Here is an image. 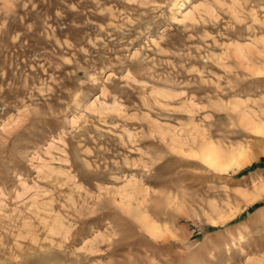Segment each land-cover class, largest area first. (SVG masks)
<instances>
[{"label": "rangeland", "instance_id": "obj_1", "mask_svg": "<svg viewBox=\"0 0 264 264\" xmlns=\"http://www.w3.org/2000/svg\"><path fill=\"white\" fill-rule=\"evenodd\" d=\"M263 193L264 0H0V264H264Z\"/></svg>", "mask_w": 264, "mask_h": 264}, {"label": "bare ground", "instance_id": "obj_2", "mask_svg": "<svg viewBox=\"0 0 264 264\" xmlns=\"http://www.w3.org/2000/svg\"><path fill=\"white\" fill-rule=\"evenodd\" d=\"M243 151V150H242ZM240 152V151H239ZM194 154V153H193ZM238 154V152H237ZM240 154V153H239ZM195 157H197L200 161H202L205 165H207L208 167H210L211 169L215 170V171H219V172H226L229 169H231L232 167L234 168V166H242V164H239L238 159H231L230 160H226L223 158V156H221V153L213 146L208 145L204 148H202L201 150H199V152L197 154L194 155ZM234 156V155H233ZM243 156V154L241 155ZM232 157V156H231ZM234 158V157H233ZM255 158V157H254ZM248 162V161H247ZM245 165V163L243 164ZM263 187V186H262ZM128 194V193H127ZM264 194V193H263ZM246 195V194H245ZM250 195V194H249ZM111 196V195H110ZM105 197V196H103ZM107 197V196H106ZM113 198V197H112ZM261 198V197H259ZM124 200V199H123ZM256 200H253V202ZM129 203V202H127ZM129 206V205H127ZM126 206V209H127ZM130 208V206H129ZM123 210V209H122ZM130 209H128L129 212ZM131 213V211H130ZM102 214V213H101ZM144 214V213H143ZM132 215V214H131ZM142 215V214H140ZM145 216V215H144ZM142 217V225L144 226L146 232H148L150 235H152L155 238L159 237V233L160 229L149 223L147 217ZM219 218V217H218ZM141 223V222H140ZM139 223V224H140ZM162 231V230H161ZM169 232V230H168ZM165 234V233H164ZM167 234V233H166Z\"/></svg>", "mask_w": 264, "mask_h": 264}]
</instances>
